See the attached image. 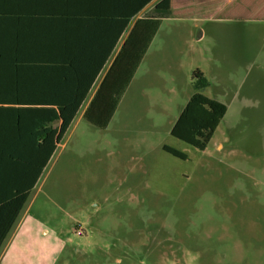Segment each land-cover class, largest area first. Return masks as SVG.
<instances>
[{
    "label": "rangeland",
    "instance_id": "obj_1",
    "mask_svg": "<svg viewBox=\"0 0 264 264\" xmlns=\"http://www.w3.org/2000/svg\"><path fill=\"white\" fill-rule=\"evenodd\" d=\"M180 25L195 38L139 68L106 129L82 115L110 62L87 98L19 99L63 104L71 125L0 264H264V18ZM196 70L227 107L205 150L171 133Z\"/></svg>",
    "mask_w": 264,
    "mask_h": 264
},
{
    "label": "trees",
    "instance_id": "obj_2",
    "mask_svg": "<svg viewBox=\"0 0 264 264\" xmlns=\"http://www.w3.org/2000/svg\"><path fill=\"white\" fill-rule=\"evenodd\" d=\"M152 1L0 0V251L57 149L47 139L64 110L63 104L26 106L18 100L87 98L132 19ZM169 17L171 10L153 8L133 23L84 120L99 129L109 126L162 19ZM208 86L204 74L194 71L196 91L171 131L199 150L207 148L227 112L224 103L201 92Z\"/></svg>",
    "mask_w": 264,
    "mask_h": 264
},
{
    "label": "crops",
    "instance_id": "obj_3",
    "mask_svg": "<svg viewBox=\"0 0 264 264\" xmlns=\"http://www.w3.org/2000/svg\"><path fill=\"white\" fill-rule=\"evenodd\" d=\"M153 8L171 10L172 17L162 19L160 29L158 30L157 34L152 40L149 49L145 54V57L143 58L139 68L144 63H147V61L150 66V69L152 68L156 70V69L171 68L172 63L175 61L174 57L184 52V45H185L184 40L195 38V34L191 33L188 30H183L184 28L183 25H180L182 22L184 23L188 21H197L204 19L213 20L216 19L217 17L220 18L221 16H231V15L238 19L252 18L254 16L264 18V0H153L145 9H143L135 18L132 19L129 29L125 31V33L123 34L121 40L119 41L113 52L112 57L109 60L110 64L112 63L118 51L120 50L133 23L137 19L142 18L145 13H147ZM186 29H188V27ZM202 37H203V33L199 32L196 40L198 41ZM109 62L107 63V65L109 64ZM98 85L97 86L95 85L96 89ZM94 93L92 94L88 102V105ZM18 105L47 106V105H39V103L33 105V103H24V102L21 103L19 102ZM70 125L71 124H66V122H64L63 119L61 118V121L57 125L56 129L51 133L47 141L58 146L60 140L67 132ZM38 183L39 181L35 185L34 189L36 188ZM0 185H1V181H0ZM3 191L4 190L0 186V195L2 194ZM30 227H32V225H30ZM16 230L18 229H15V232ZM15 232L13 234L10 233V235L6 239L0 251L1 260H4L9 255L10 249L15 239L14 238Z\"/></svg>",
    "mask_w": 264,
    "mask_h": 264
}]
</instances>
